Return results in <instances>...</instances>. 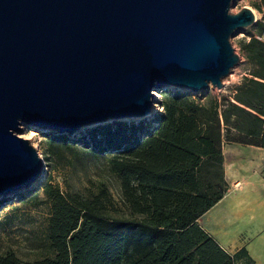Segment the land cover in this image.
Returning <instances> with one entry per match:
<instances>
[{
    "label": "trees",
    "instance_id": "16d2710c",
    "mask_svg": "<svg viewBox=\"0 0 264 264\" xmlns=\"http://www.w3.org/2000/svg\"><path fill=\"white\" fill-rule=\"evenodd\" d=\"M264 0L255 34L241 40L247 73L229 93L159 89L161 106L146 125L114 120L70 138L42 132V157L51 171L81 150L116 181L84 191L62 189L49 174L31 194L48 206L32 258L14 249L0 264H252L245 247L225 250L198 218L226 193L223 146L264 148ZM82 142L78 145V141Z\"/></svg>",
    "mask_w": 264,
    "mask_h": 264
},
{
    "label": "water",
    "instance_id": "95a60500",
    "mask_svg": "<svg viewBox=\"0 0 264 264\" xmlns=\"http://www.w3.org/2000/svg\"><path fill=\"white\" fill-rule=\"evenodd\" d=\"M232 1L0 0V196L44 178L22 123L71 134L149 116L167 86L221 90L257 21Z\"/></svg>",
    "mask_w": 264,
    "mask_h": 264
},
{
    "label": "rangeland",
    "instance_id": "374dc122",
    "mask_svg": "<svg viewBox=\"0 0 264 264\" xmlns=\"http://www.w3.org/2000/svg\"><path fill=\"white\" fill-rule=\"evenodd\" d=\"M254 0H233L230 5L231 12H237L243 5L251 6ZM257 19H262L263 14L251 6ZM240 31H235L230 36V42L234 47V50L239 54V61L231 69L230 73L225 76L223 81V88L218 90L214 87H210L208 90H211L215 93H229V88L234 84H237L241 77L247 73V63L245 58L241 53V40L244 39L246 33ZM168 90L181 89L174 86H167ZM191 92V91H190ZM206 91H200V93ZM156 99L151 105V114L145 117H128L122 120L127 121L128 123L142 124L146 125L152 119L154 113L161 110V106L157 102L159 97L158 91L155 92ZM115 119H107L102 122H95L92 124L84 125L80 129L74 132L73 137L84 135L88 129L97 127L98 125L111 123ZM44 131H54L51 129L40 128L35 126H29L25 123L21 124L20 130L17 131V134L29 139L31 144L37 148L39 155L43 163V176L45 179L49 174L52 178L57 181L62 189H74L84 191L86 187H91L93 182L98 181V179H103L108 183V186L115 197H117L115 187L116 181L112 176L108 175L106 172L101 171L97 162L94 159V156L90 153H83L79 150V153L76 156H73L71 160L62 162L58 165L57 169L51 171L46 165L45 160L42 157V152L40 148V140L42 138V132ZM73 138L72 136H69ZM78 141V145H81L82 142ZM238 143H225L223 150H226L225 156L226 160L232 161V167L238 169L239 171L247 170L254 161H252L253 150L250 148H245L243 146L238 147ZM249 158V160L247 159ZM256 162V159H255ZM231 165V163H230ZM259 169L264 178V161L259 162ZM256 167L254 168V170ZM226 179L229 181L231 186H236L234 175L230 174L232 168L226 166ZM238 171V172H239ZM237 174V172L235 173ZM42 179V180H43ZM42 180L37 179L33 185L30 187H23L15 193L3 194L0 196V253L8 248L14 249L17 255L22 259L32 258L34 256V247L33 243L36 237H41L42 232L46 226V219L48 216V206L45 203L36 204L35 199L31 197V194L38 190ZM232 253V248L227 249Z\"/></svg>",
    "mask_w": 264,
    "mask_h": 264
},
{
    "label": "crops",
    "instance_id": "0c3cea01",
    "mask_svg": "<svg viewBox=\"0 0 264 264\" xmlns=\"http://www.w3.org/2000/svg\"><path fill=\"white\" fill-rule=\"evenodd\" d=\"M262 8L264 9V5ZM258 20H261L260 17ZM256 22L242 29V32L246 33L244 39L249 38V33L255 34ZM239 146L252 149L256 162L252 158L253 164L247 170L239 171L232 167L231 160H226V150H223L225 177L226 166L231 167L230 174L234 175L236 186H231L226 179L228 182L226 193L198 218V223L225 250L232 248L234 253L245 247L252 264H264V178L258 165L260 159L264 161V148L252 145ZM243 261L244 259H240L238 264L244 263Z\"/></svg>",
    "mask_w": 264,
    "mask_h": 264
},
{
    "label": "built area",
    "instance_id": "2783aa9c",
    "mask_svg": "<svg viewBox=\"0 0 264 264\" xmlns=\"http://www.w3.org/2000/svg\"><path fill=\"white\" fill-rule=\"evenodd\" d=\"M256 37L257 38H259V39H264V33L262 34V35H256ZM74 134V132L73 133H71V134H67V135H69V136H75V135H73ZM74 138V137H73Z\"/></svg>",
    "mask_w": 264,
    "mask_h": 264
},
{
    "label": "bare ground",
    "instance_id": "6f19581e",
    "mask_svg": "<svg viewBox=\"0 0 264 264\" xmlns=\"http://www.w3.org/2000/svg\"><path fill=\"white\" fill-rule=\"evenodd\" d=\"M155 93V91H153ZM229 164V163H228ZM230 166V165H229Z\"/></svg>",
    "mask_w": 264,
    "mask_h": 264
}]
</instances>
